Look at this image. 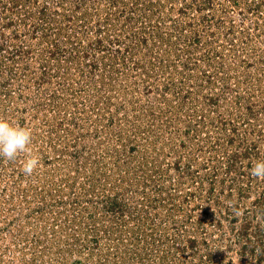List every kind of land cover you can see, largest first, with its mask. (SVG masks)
<instances>
[{
	"label": "rangeland",
	"instance_id": "374dc122",
	"mask_svg": "<svg viewBox=\"0 0 264 264\" xmlns=\"http://www.w3.org/2000/svg\"><path fill=\"white\" fill-rule=\"evenodd\" d=\"M0 264H264V0H0Z\"/></svg>",
	"mask_w": 264,
	"mask_h": 264
},
{
	"label": "clouds",
	"instance_id": "9594fccd",
	"mask_svg": "<svg viewBox=\"0 0 264 264\" xmlns=\"http://www.w3.org/2000/svg\"><path fill=\"white\" fill-rule=\"evenodd\" d=\"M32 132L30 129L19 127L10 121L0 118V159L15 161L21 154L26 155L22 164L25 175L31 176L39 166V158L31 154ZM251 175L264 179V160L255 162Z\"/></svg>",
	"mask_w": 264,
	"mask_h": 264
}]
</instances>
